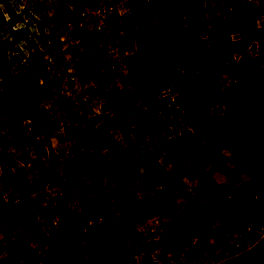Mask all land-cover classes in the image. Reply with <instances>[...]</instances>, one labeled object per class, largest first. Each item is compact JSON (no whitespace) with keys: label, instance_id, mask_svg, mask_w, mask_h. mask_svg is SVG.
I'll return each instance as SVG.
<instances>
[{"label":"rangeland","instance_id":"1","mask_svg":"<svg viewBox=\"0 0 264 264\" xmlns=\"http://www.w3.org/2000/svg\"><path fill=\"white\" fill-rule=\"evenodd\" d=\"M262 3L264 0H211L202 18L204 23L211 17L222 19L226 15L251 19ZM12 14L21 15L15 27L8 24ZM256 19L257 26L251 30L258 32L263 18ZM34 21L44 25V32L35 30ZM0 24V50L7 52L0 60L19 69L25 62L28 47L23 39L27 37L33 40L32 47L41 51L46 66L40 84L45 97L44 110L50 112L52 118L43 125L41 135L37 136V129L27 123V135L35 138L32 145L24 143L18 148L11 142L7 129L0 127V150L15 160L8 175L12 177L17 173L25 185H30L37 176L30 166L16 159L20 150L27 151L33 158L40 157L51 170L62 175L76 136L91 128L103 129V116L112 122L115 115V111L103 112L107 100L97 94L92 75L107 66L115 74L109 90H134L135 85L126 77L124 57L136 52L135 37L140 30L144 27L158 29L162 21L145 0H0ZM25 24L27 29L21 31ZM207 30L205 24L198 31L199 36L206 38ZM144 45L157 46L155 36ZM87 51L94 58V66L85 65L79 70L80 55ZM248 51V59L241 61L237 57L242 71L263 64L256 44ZM154 52L147 54L148 61L158 57ZM69 71L78 79L72 102L60 90V83ZM209 74L215 97L209 103H201L205 113L187 121L182 111L172 115L168 133L156 134L151 120L138 132L123 133L112 126L111 136L124 152L138 145L141 154L132 157L134 167L105 191L110 212L95 208L92 201L82 202L85 196L80 194L59 196L50 184L34 193L19 186L6 187L0 169V206L24 199L25 205L39 211L35 219L19 229H14L9 222L0 223V264H71L58 256H49L48 249L55 244L60 247L69 244L55 230L66 223L69 216L82 213L83 207L86 211L94 210V214H84V232L79 238L69 236L71 251H76L73 261L77 264H97L90 251L95 252L101 243L120 253L118 264H264V217L246 222L240 232L227 218L232 196L243 191L254 193L258 180L262 179L264 184V175L244 172L238 148L239 143L248 142L250 138L244 129L238 127L235 142L222 134L226 121L239 122L228 116L231 100L224 97L223 88L229 81L215 71L214 64ZM51 77L55 79L54 84L44 85L43 81ZM162 98L167 99L169 108L175 105L181 110L187 101L177 87H171L137 103L155 104ZM69 104L74 105L72 111L68 110ZM128 122L131 129L136 127L135 118H129ZM184 129L192 133L191 145L179 139ZM260 137L264 141V132ZM254 147L256 150L251 155L264 165V143L257 141ZM154 153L160 155L158 163L164 168V175L155 168ZM208 175L228 189L216 186L211 189ZM163 181H167L176 194V211L149 213L141 206L126 208L120 203V195L127 190H135L142 198ZM101 183H105L104 175ZM197 203L202 204L203 222L200 230L193 231Z\"/></svg>","mask_w":264,"mask_h":264},{"label":"trees","instance_id":"2","mask_svg":"<svg viewBox=\"0 0 264 264\" xmlns=\"http://www.w3.org/2000/svg\"><path fill=\"white\" fill-rule=\"evenodd\" d=\"M146 1L156 10L162 25L158 29L144 27L140 30L135 37L136 52L124 57L127 80L135 85V89L109 90L115 74L107 66L92 75L97 94L107 100L103 105V112L115 111L112 122L104 115L103 129L91 128L76 136L74 148L63 165L62 175L51 170L40 157L33 158L27 151L20 150L16 159L30 166L37 176L30 185H25L22 176L17 173L12 177L8 175L15 160L0 150V169L4 173L6 187L19 186L29 193H34L50 184L57 189L59 196L80 194L85 196L82 202L92 201L95 208L110 212L105 191L112 188L123 174L134 167L132 157L141 154L138 145L124 152L111 136L112 126L123 133L138 132L146 121L151 120L154 132L162 135L170 131L172 115L182 111V117L187 121L196 114L205 113L201 103H209L215 97V87L209 78L211 64L215 65V71L219 75L225 76L229 81V85L223 88L224 97L231 100L228 116L235 117L239 122L237 124L226 121L221 132L235 142L238 127L244 129L250 136L248 142L238 144L244 172H258L264 175L262 161L251 155L256 150L254 143H264L260 137V133L264 132V3L257 7L255 16L251 19L226 15L222 19L211 17L204 23L202 14L207 11L211 0ZM256 17L263 18L258 32L251 30L257 26ZM18 18L21 20V15L17 17L12 14V20L8 24L15 27ZM2 22L6 24L3 17ZM34 22L35 30L44 32V25L39 21ZM205 24L208 27L207 36L202 38L198 31ZM27 27L25 24L20 30L25 31ZM151 36H155L157 46L147 47L144 43ZM23 40L28 50L23 59L25 62L19 69L15 70L9 62L0 60V127L7 129L11 142L19 146L18 148L24 143L32 145L35 138L27 135V123L36 128L37 136H40L43 125L52 118V114L44 110L45 97L43 86L40 84L46 68L45 61L38 47H32V39L26 37ZM252 44H256L258 53L263 56V64L242 71L238 66L237 57L241 61L248 59V50ZM153 50L158 57L154 61H148L146 56ZM6 53L5 50H0V56L3 58ZM93 60L88 51L80 55L79 70L85 65L94 66ZM54 80L51 77L48 81H43V84L53 85ZM171 87H177L187 100L182 110L176 109L175 105L169 108L165 98L155 104L137 103L138 100L161 94ZM73 109L74 105L69 104L68 110ZM157 114H160V118H157ZM129 118L137 120L133 129L128 122ZM179 139L187 145L193 143L192 133L188 129L181 132ZM154 156L155 168H159L164 175V168L158 163L160 155L154 153ZM103 175L104 185L101 183ZM213 179V176H207L211 189L215 186L228 189ZM257 196H260V199ZM120 203L126 208L138 205L149 213L161 214L174 212L178 207L176 194L167 181H163L161 186L142 198L135 190H127L120 195ZM229 208L228 221L239 232L246 222L263 218L262 179L258 180L254 193L243 191L232 196ZM195 209L196 225L193 231L200 230L203 222L202 204L197 203ZM88 210L83 207L82 213L69 216L66 223L56 228V234L63 236L69 244L65 247L58 244L49 247V256H58L71 264H77L73 261V253L76 251H71L69 236L79 238L84 232V214H94V210ZM38 212L25 205L24 199H20L13 205L9 203L7 206H0V223L9 222L14 229H19L35 219ZM90 253L97 264H118L120 253L107 244L101 243L95 252Z\"/></svg>","mask_w":264,"mask_h":264},{"label":"built area","instance_id":"3","mask_svg":"<svg viewBox=\"0 0 264 264\" xmlns=\"http://www.w3.org/2000/svg\"><path fill=\"white\" fill-rule=\"evenodd\" d=\"M77 84H78V79L74 74V72L72 71H69V73L66 74V77L61 81L60 83L61 93L64 97L68 99V101L72 100V97L74 95V90ZM84 100H87V98H84ZM144 232L146 233L147 229H145Z\"/></svg>","mask_w":264,"mask_h":264}]
</instances>
